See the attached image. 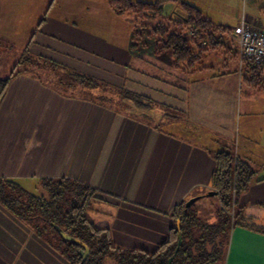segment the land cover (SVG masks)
Here are the masks:
<instances>
[{
    "label": "crops",
    "instance_id": "crops-1",
    "mask_svg": "<svg viewBox=\"0 0 264 264\" xmlns=\"http://www.w3.org/2000/svg\"><path fill=\"white\" fill-rule=\"evenodd\" d=\"M57 4L56 0H0V41H10L8 47L0 45V69L14 67L6 49L21 54L27 50L149 95L174 108L176 118L164 117L159 107L132 111L129 105L106 106L86 93L65 94L32 72L15 74L12 69L0 75L11 76L0 100V180H14L35 193L42 192V180L49 178L67 177L90 185L103 198L95 200L98 221L88 216L109 227L116 245L149 251L148 245L156 250L172 236L178 207H190L200 219L216 222L221 201L212 183L215 155L228 150L256 170L238 205L243 215L264 222V123L258 127L255 117L264 111L250 106L238 126L241 73L209 72L212 62L205 61L199 66L203 76L184 78L181 84L109 57L100 61L94 50H87L90 46L56 39L47 15ZM106 11L114 18L120 16L110 6ZM84 12L62 16L69 22L66 28L71 34H100L98 27L108 15L95 7ZM234 30L225 33L226 39L233 38ZM16 36L22 37V47L13 40ZM136 52L135 60L143 62ZM252 88L264 90L250 86V95ZM254 187L261 189L255 191V202L250 193ZM251 202L255 206H249ZM0 264L68 261L0 202ZM224 264H264V233L244 224L234 226Z\"/></svg>",
    "mask_w": 264,
    "mask_h": 264
},
{
    "label": "trees",
    "instance_id": "trees-1",
    "mask_svg": "<svg viewBox=\"0 0 264 264\" xmlns=\"http://www.w3.org/2000/svg\"><path fill=\"white\" fill-rule=\"evenodd\" d=\"M165 1L167 0L110 1L111 8L116 13L134 14L131 17L134 26L132 48L136 46L134 40L140 34V27L147 25L146 20H152L162 13ZM175 2L181 9H175V17H169L175 27L165 21L148 26V35L156 37L158 52L171 49L175 56V66L182 67V63L186 62L188 68L202 59L204 51L223 49L222 53L239 58L243 82L255 88H264V64L241 57L235 39H226V34L230 35L235 28L216 24L192 3L183 0ZM185 29L196 30L193 39L186 37ZM22 56L25 60L22 63L26 66L16 70L15 74L32 72L65 94L86 93L90 95L89 98L106 106L126 109L131 104L135 108L146 110L159 107L164 111V117L176 118L175 110L170 105L125 85L106 83L57 61L34 56L27 50ZM38 67L46 71V75L39 73ZM10 78L11 76H0V100ZM171 114L173 115L170 116ZM215 157L212 183L221 201L216 222L200 219L190 207H178L175 216L180 221L179 227L176 224L172 236L154 251L116 245L112 241L109 227L98 225L87 214L91 202L102 199V195L97 189L78 180L67 177L44 179L41 183L42 192L35 193L14 180L1 179L0 202L58 250L68 264H106L109 259H114L119 264H169L170 257H173L170 264H218V261L224 259L234 226L244 224L263 233L264 228L243 215L238 205L239 195L247 189L256 170L248 161L236 157L232 151H219ZM179 236L182 237V243L176 251ZM84 245L89 248L86 257Z\"/></svg>",
    "mask_w": 264,
    "mask_h": 264
},
{
    "label": "rangeland",
    "instance_id": "rangeland-1",
    "mask_svg": "<svg viewBox=\"0 0 264 264\" xmlns=\"http://www.w3.org/2000/svg\"><path fill=\"white\" fill-rule=\"evenodd\" d=\"M144 1H155V0H144ZM56 2H58V4L53 8L51 13L47 15L48 25L53 26L54 29L52 32L56 35L57 37L56 39L57 40L66 39L70 41L74 40L77 43H79V45L84 44V46H90L89 48L87 47V50L90 49L94 50V52H96V55L97 54L99 55L100 61L103 58L107 59L109 57L110 59L115 60V62L126 63L131 67H135L136 65L142 68L148 74L155 76L157 78H161L162 80L169 82H178L181 84L184 82L185 80L184 78L193 77L194 75L203 76L205 73H200L201 70L199 66L204 64L205 61L212 62L211 68L207 69V71L209 72H215V73L221 72L220 74L234 75V76H238L241 73L240 62H238L237 58H235L234 56L226 55L225 53L216 52L217 54H215V52L213 51H204L201 61H198L193 67L186 68L185 64L182 63V67L177 68L174 63L175 56L172 53L171 49H166L162 52L157 51L156 37L148 35V26H150L152 23L165 21L171 23L172 27H175L173 22L169 20L170 16L173 15L175 17V13H174L175 9L179 11L181 10L180 7L178 6V3L175 2V0L165 1L162 13L158 17L152 20L145 21L147 25L144 26L143 28L140 27L141 29L139 31L140 34L138 35L137 39L134 40L136 46L132 49L130 48L131 46L129 47V45L131 44V40H130L131 37L129 39L128 36H130V34L132 36L134 30V26L131 21V17L134 16L133 13L128 12L125 14H121L119 17L114 18V14L111 13L108 14L106 11L108 6H110V9H112L111 5L108 4V0H56ZM189 2H192V4L197 6L206 16L211 18L215 23H223L234 29L235 26L241 20L244 21L247 20V24L249 26L257 30L264 31V0H190ZM92 7L98 8L100 11L103 10L104 12H102V14L108 15L104 20V24L98 27L99 28L98 31L100 34L97 33L88 34L86 32L82 33V35H80L79 33L71 34L70 29L66 28V25H68L69 22L64 20L62 16L65 15L64 16L65 18L66 16H73L75 14H86V12H84L85 9L86 8L92 9ZM59 9H60L59 11L60 13L58 12ZM110 19H111V23H109ZM79 22L82 24L81 20H79ZM56 27L58 28L56 29ZM101 30H104L105 33L108 34L104 35V32L101 34ZM185 34L186 37L193 39L194 34H196V30L192 31V29H185ZM13 40L16 41L17 45L22 47L21 45L22 37L19 36L13 37ZM205 41L203 42L204 44ZM8 42L10 43L9 40H5V39L1 40L0 45H2L3 47L7 45L6 47H8L9 45ZM134 50L137 51L136 52L137 55L144 57L143 62H139V58H137L138 60H135ZM5 51L7 53L6 55L10 56V60L14 59L13 62L14 67H9V68L7 67L4 68V70L0 69L1 76H6L8 72L11 71L12 69L15 72L16 70H21L24 66H26V64L22 63L25 60L23 59V56L20 51L16 49L13 50L12 48H10V50L6 49ZM34 69L36 68L34 67ZM38 69L39 70L37 71L39 73L42 74L46 73V71H43L41 67H38ZM239 86H240L239 88L240 96L242 94V98L240 101L238 126L239 125L241 126L243 122V118L244 116H246L245 112H247L250 106L258 109L259 111L260 110L264 111V90L258 91V89H256L255 92L254 91L255 89L252 88L253 94L250 95L248 94L249 93L248 88H250L249 85H247L245 82H240ZM129 110L136 111L133 105H130ZM239 116L241 117L240 121H239ZM255 117H257L256 118L257 121L260 122L257 124L258 127H261L262 126L261 121L264 123L263 121L264 113H261V115L256 114ZM259 119L261 120L259 121ZM256 190H261V189L254 187L253 190L250 192L251 195H253V197H251V200H253L254 202L258 198L255 196ZM254 202H251L249 206H253V205L255 206ZM96 203L98 202H95V200L91 202L89 208L87 209V213L90 214L93 219H96L98 221L99 217L97 215H99V213L96 214L94 210ZM262 216H264V214H262ZM262 220H264V218ZM261 222L262 221H258V223L256 222V224L257 226L261 225V227L264 228V222L262 223ZM151 246L148 245L147 247L149 248V251L155 250V248ZM227 251H228V246L226 249L224 259L218 261L217 262L218 264H224ZM106 264H119V263L114 259H109Z\"/></svg>",
    "mask_w": 264,
    "mask_h": 264
},
{
    "label": "built area",
    "instance_id": "built-area-1",
    "mask_svg": "<svg viewBox=\"0 0 264 264\" xmlns=\"http://www.w3.org/2000/svg\"><path fill=\"white\" fill-rule=\"evenodd\" d=\"M232 35L241 57L249 58L257 64H264L263 30H257L242 20ZM231 214L233 216V212Z\"/></svg>",
    "mask_w": 264,
    "mask_h": 264
},
{
    "label": "water",
    "instance_id": "water-1",
    "mask_svg": "<svg viewBox=\"0 0 264 264\" xmlns=\"http://www.w3.org/2000/svg\"><path fill=\"white\" fill-rule=\"evenodd\" d=\"M211 194H212V193H211ZM194 199H195V198L190 199V201H188V202L186 203V205L189 206L190 203H191ZM177 224H178V227H179V225H180V221H179V220L177 221ZM181 243H182V237L179 236V241H178V245H177L176 251L180 248ZM84 246H85V248H86V250H85V252H84V257H86V256L88 255V253H89V248H88L86 245H84ZM172 260H173V257H170V258H169V264L172 262Z\"/></svg>",
    "mask_w": 264,
    "mask_h": 264
}]
</instances>
